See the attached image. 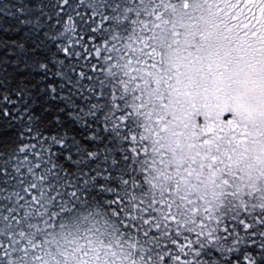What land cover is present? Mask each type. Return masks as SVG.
Listing matches in <instances>:
<instances>
[{"label":"snow or ice","instance_id":"snow-or-ice-1","mask_svg":"<svg viewBox=\"0 0 264 264\" xmlns=\"http://www.w3.org/2000/svg\"><path fill=\"white\" fill-rule=\"evenodd\" d=\"M0 264H264V0H0Z\"/></svg>","mask_w":264,"mask_h":264}]
</instances>
